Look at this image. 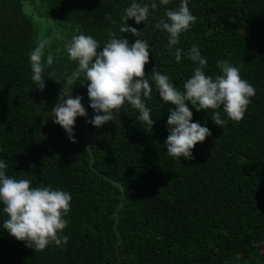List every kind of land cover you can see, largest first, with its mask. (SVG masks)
I'll return each instance as SVG.
<instances>
[{"label": "trees", "instance_id": "1", "mask_svg": "<svg viewBox=\"0 0 264 264\" xmlns=\"http://www.w3.org/2000/svg\"><path fill=\"white\" fill-rule=\"evenodd\" d=\"M132 0H0V159L7 175L51 185L71 194L63 234L67 245L50 244L35 252L0 227V264H264V0H189L196 17L175 47L185 52L197 45L208 65L206 74L219 75L218 60L240 68L241 77L254 86L240 121L214 124L211 109L193 111V122L207 126L211 135L193 149L192 159H175L164 141L168 109L155 88L152 126L136 120L129 105L114 113V121L97 128L88 123L94 154L85 140L88 107L86 81L73 89L88 117H78L76 143L51 118L64 79L76 68L64 50L73 35L93 36L101 46L108 33H121V17ZM150 3V0H143ZM149 20L136 27L150 46L145 74L155 68L169 76L177 89L193 74V62L177 63L167 47V34L155 29L164 16L159 6ZM180 0H170L175 9ZM111 17V19H109ZM48 41L44 53L53 56L47 68L54 73L43 91L31 79L29 53ZM47 78V77H46ZM125 188V201L116 212ZM6 216L0 215V225Z\"/></svg>", "mask_w": 264, "mask_h": 264}, {"label": "clouds", "instance_id": "2", "mask_svg": "<svg viewBox=\"0 0 264 264\" xmlns=\"http://www.w3.org/2000/svg\"><path fill=\"white\" fill-rule=\"evenodd\" d=\"M158 2L166 10L155 23V29L167 34V47L177 63L185 57L196 65L193 74L184 82L183 89H177L168 75L157 70L159 67L151 74H145L150 46L146 40L138 38L140 31L128 21L131 19L137 25L146 24L150 10L154 12L158 3L157 0H150V3L132 0L130 6L124 9L119 31L134 36L133 43L123 36L117 37L114 32L108 33L109 38L103 46L93 36L83 33L65 41L64 50L68 59L77 66L62 81L55 79L63 88L51 112H44L41 126L51 118L65 130L71 142H77L74 132L76 120L88 117V110L82 103L84 98L73 95V86L81 79L86 81L83 86L87 87L88 107L94 110L88 123L97 128L114 121V113L126 104L138 112L137 121L152 128L155 122L151 118L148 102L155 88L165 105L170 102L174 106L168 109L169 135L164 146L167 155L175 159H192L195 146L211 135L207 126L193 122L189 104L197 111L213 110L211 120L221 128L229 120L243 119L251 98L256 94L254 86L243 79L240 68L228 60L217 61L220 74L213 76L206 74L208 61L197 45H192L187 52L175 47L181 34L191 29L196 17L189 9V0H180L175 9L166 7L170 0ZM47 43L40 42L29 53L31 79L35 88L41 91L45 89L46 79H53L54 76V73L47 72L53 64L51 54L45 58ZM71 200L72 196L67 191L54 189L51 185L33 187L28 179L7 175V164L0 159V215L7 217L0 227L35 252L43 251L53 243L57 247L67 245L69 237L63 234V230L67 226L65 217L70 211Z\"/></svg>", "mask_w": 264, "mask_h": 264}, {"label": "water", "instance_id": "3", "mask_svg": "<svg viewBox=\"0 0 264 264\" xmlns=\"http://www.w3.org/2000/svg\"><path fill=\"white\" fill-rule=\"evenodd\" d=\"M88 120L89 118L86 119V125H85V140H86V144H87V147L89 149V151L91 152V159H90V165L92 167V169L97 173L99 174L100 176H102L104 179H108V180H111L109 179L107 176L101 174L94 166H93V160H94V154L92 152V144H91V138H90V134H89V126H88ZM112 182H115L114 180H111ZM121 188H122V198L120 200V203H119V206L117 208V212H116V220H115V228L119 234V237H120V240H121V233L118 229V221H119V212L124 204V201H125V194H126V190L125 188L121 185ZM119 243L120 241L118 242V245H117V251H118V259H119V264H121V258H120V255H119Z\"/></svg>", "mask_w": 264, "mask_h": 264}]
</instances>
